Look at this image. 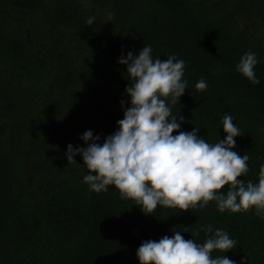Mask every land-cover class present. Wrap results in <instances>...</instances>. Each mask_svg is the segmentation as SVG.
<instances>
[{
    "label": "trees",
    "instance_id": "obj_1",
    "mask_svg": "<svg viewBox=\"0 0 264 264\" xmlns=\"http://www.w3.org/2000/svg\"><path fill=\"white\" fill-rule=\"evenodd\" d=\"M145 44L153 58L185 61L188 88L171 106L184 117L180 130L200 128L198 137L215 144L226 135L223 115H232L240 130L232 150L249 155V171L237 179L258 182L264 0H0V264H139L142 241L181 231L185 240L203 242L200 229L209 224L236 242L225 253L213 250V258L264 264V219L254 209L220 213L209 201L145 214L111 186L89 190L79 154L67 161L68 144L87 146L79 139L84 131L102 143L116 130L131 83L117 59ZM249 51L259 61L257 85L235 71ZM201 78L204 91L194 87ZM19 106L38 126L15 116ZM29 160L37 162L33 169Z\"/></svg>",
    "mask_w": 264,
    "mask_h": 264
},
{
    "label": "clouds",
    "instance_id": "obj_2",
    "mask_svg": "<svg viewBox=\"0 0 264 264\" xmlns=\"http://www.w3.org/2000/svg\"><path fill=\"white\" fill-rule=\"evenodd\" d=\"M92 22L89 18L85 24ZM151 53V46L146 44L136 55L121 52L117 63L126 66L131 81L125 88L130 106L125 108L121 101L123 118L116 121V130L102 143L99 134L94 136L92 130H86L79 136L86 147L68 144L67 161H75L73 157L79 154L82 167L87 169L83 182L89 190L107 192L111 186L121 199L134 201L145 214H152L158 206L188 210L215 201L220 213L251 208L264 219V164L259 167L257 183L237 179L249 171V155L232 150L234 137L240 135L234 117L223 115L226 135L215 144L198 137L200 128L180 130L184 117L178 119L171 106L188 88L182 79L185 61L174 54L162 61ZM258 62L256 53L245 52L235 71L257 85L260 80L254 68ZM194 87L204 91L207 82L201 78ZM174 131L177 134L173 135ZM225 185L226 193L217 191ZM200 231L205 234L203 242L185 240L181 231L156 241H142L135 252L139 264H235L225 255L211 256L213 250L225 253L234 248L236 242L226 231L213 229L210 224L201 226Z\"/></svg>",
    "mask_w": 264,
    "mask_h": 264
},
{
    "label": "rangeland",
    "instance_id": "obj_3",
    "mask_svg": "<svg viewBox=\"0 0 264 264\" xmlns=\"http://www.w3.org/2000/svg\"><path fill=\"white\" fill-rule=\"evenodd\" d=\"M15 116L23 121H25L29 126L34 127L38 126L36 120L32 117V115L27 111L23 106H19L15 112ZM32 158V157H31ZM37 159V157H36ZM37 165V162L34 163V160H29L28 166L30 169H33Z\"/></svg>",
    "mask_w": 264,
    "mask_h": 264
}]
</instances>
